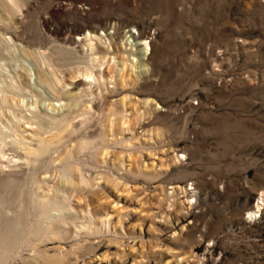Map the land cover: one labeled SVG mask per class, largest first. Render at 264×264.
<instances>
[{"label": "rangeland", "instance_id": "1", "mask_svg": "<svg viewBox=\"0 0 264 264\" xmlns=\"http://www.w3.org/2000/svg\"><path fill=\"white\" fill-rule=\"evenodd\" d=\"M16 3L0 264H264V0Z\"/></svg>", "mask_w": 264, "mask_h": 264}, {"label": "bare ground", "instance_id": "2", "mask_svg": "<svg viewBox=\"0 0 264 264\" xmlns=\"http://www.w3.org/2000/svg\"><path fill=\"white\" fill-rule=\"evenodd\" d=\"M16 1L17 0H12V3L14 4V5H16V7L18 6V4L16 3ZM140 44H141V42H140ZM146 48V47H145ZM90 75H93V74H91V72L89 73V74H87V76H90ZM58 95V94H57ZM65 115V114H64ZM63 114H61V116H64ZM51 120L52 121H57V120H59L58 118H57V116H55V115H53V116H51ZM1 132L2 131H0V135H1ZM3 134V133H2ZM1 137V136H0ZM2 141H4V140H2ZM1 141V142H2ZM5 143V142H4ZM3 143V144H4ZM3 147H5V146H3ZM2 147V145H1V143H0V182H2V181H4V180H8L9 181V183H12V181H14L15 180V174L14 173H12V171H14V170H16L17 168H16V163H15V161H13L12 159H8V164H6L5 163V161H6V159H3L4 158V156L3 155H5V152H4V148ZM47 143H45V142H41L40 144H39V148H37L36 149V153L37 154H43L44 152H46L47 151ZM44 161V160H43ZM5 163V164H4ZM7 181V182H8ZM21 182V181H20ZM6 185H9V184H6ZM5 185V186H6ZM4 192V191H3ZM8 192V191H7ZM9 194V193H8ZM15 194V193H14ZM6 198V197H5ZM14 200V199H13ZM3 199L2 200H0V204H2L3 205ZM6 205V204H5ZM29 207V206H28ZM44 207V206H43ZM14 208V207H13ZM8 209V208H7ZM42 211V210H41ZM17 219H18V216L17 215H15V216H12V223H14V222H17ZM8 224V223H7ZM18 225V224H17ZM8 226H10V224L8 225ZM5 228V227H4ZM6 229V228H5ZM5 229H0V236H3L4 234H5V232H6V230ZM8 233V232H7ZM4 239V238H3ZM7 240V239H6ZM8 241V240H7ZM10 241H12V240H10ZM15 241V240H14ZM11 243V242H10Z\"/></svg>", "mask_w": 264, "mask_h": 264}]
</instances>
